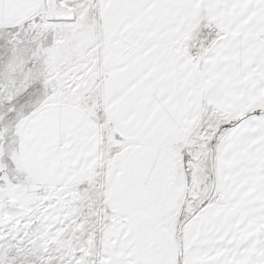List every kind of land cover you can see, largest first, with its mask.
<instances>
[{"label":"snow or ice","instance_id":"obj_1","mask_svg":"<svg viewBox=\"0 0 264 264\" xmlns=\"http://www.w3.org/2000/svg\"><path fill=\"white\" fill-rule=\"evenodd\" d=\"M0 264H264V0H0Z\"/></svg>","mask_w":264,"mask_h":264}]
</instances>
